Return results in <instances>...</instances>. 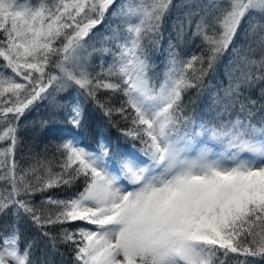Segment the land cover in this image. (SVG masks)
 I'll list each match as a JSON object with an SVG mask.
<instances>
[{
    "label": "snow or ice",
    "instance_id": "6c2138e0",
    "mask_svg": "<svg viewBox=\"0 0 264 264\" xmlns=\"http://www.w3.org/2000/svg\"><path fill=\"white\" fill-rule=\"evenodd\" d=\"M173 10L183 23L157 85L146 44L158 45ZM101 25L108 34L96 47ZM185 36L199 39V54L176 51ZM226 54L225 87L217 65ZM210 74L219 87L210 92L212 111L197 121L185 114V95L202 93ZM69 90L75 96L57 101ZM81 97L127 122L122 134L143 147L84 145ZM43 101L66 107L70 127L56 145L59 170L46 167L41 177L16 152L20 118ZM77 182L76 193L43 196L40 208L32 202ZM21 216L53 249L72 248L74 264L264 260V0H0V264H39Z\"/></svg>",
    "mask_w": 264,
    "mask_h": 264
},
{
    "label": "trees",
    "instance_id": "16d2710c",
    "mask_svg": "<svg viewBox=\"0 0 264 264\" xmlns=\"http://www.w3.org/2000/svg\"><path fill=\"white\" fill-rule=\"evenodd\" d=\"M33 2H35V0H33ZM175 2L179 3V0H175ZM107 23L106 20L105 25ZM116 23H118V21H114L112 26L115 27ZM181 23H183L182 13L173 10L166 18L161 29L162 36L158 37V45L153 46L151 44H146L149 63L151 65L148 74L157 85L163 79L165 61L168 57L169 41L171 40L173 44L178 43L177 31ZM105 25L99 27L98 34L93 41L96 47H100L102 37L108 34ZM93 31L95 32L97 30L94 29ZM198 45H200L199 39L190 40L188 36H185L184 43L179 44L176 51H178L182 57L186 54H199L200 48ZM108 46L111 47V45ZM100 59L101 54L94 52L91 57V62L93 64H99ZM103 59L106 63L110 61L111 53L104 54ZM226 63L227 54L217 65V75L219 80L224 82L225 87L227 86L224 67ZM209 83L212 85L211 89L207 87ZM218 87L217 79L210 74L209 77L205 78V90L202 93L198 95L196 90H190L185 95L184 99L186 105L185 114L197 121L202 117L206 118L212 111L210 92L217 90ZM258 95V89L252 92L253 99H256ZM73 96H75L74 91L69 90L67 93H60L56 99L63 104L67 99ZM97 98L101 102H104L108 99V93L100 92ZM81 103L85 108L86 123L85 126L80 129L79 134L84 145L91 149H97L99 147L98 140L103 139L104 143L113 151L117 146L125 149H132L134 145L135 147L133 150L135 151L143 147L138 141H133L122 134L123 131L127 130L129 124L119 116L114 115L111 118L106 117L103 111L95 106L90 99L81 97ZM67 110L66 107L57 109L48 101H43L32 108L31 111H26L24 116L20 118L19 136L21 143L16 152V159L21 167L27 168L34 165L37 168L36 175L41 177L46 175V167L51 166L53 172L59 170L55 165L62 159V154L57 151L56 145L59 143V137L62 131L70 127L65 119ZM204 111L206 112L204 113ZM259 115L260 114L257 113V118ZM48 161H53V164L48 165ZM81 187V183L77 182L71 189L61 187L51 189L49 192L43 194L37 193L32 197V202L37 208H40L43 196L55 195L64 198L80 191ZM13 221H17V218L11 217L8 222L11 223ZM18 224L23 238L33 242V252L39 264H74L72 248L58 243L56 248L53 249L49 243L48 237L41 235L42 230L33 225L26 217L21 216L18 219ZM76 224L83 226L82 222L79 221L76 222ZM59 227V225L49 226L44 228L43 231L55 233ZM63 227L72 229L75 225L65 224ZM250 259L254 260L256 264H264V260L259 258ZM230 264H235V262L232 261Z\"/></svg>",
    "mask_w": 264,
    "mask_h": 264
},
{
    "label": "rangeland",
    "instance_id": "374dc122",
    "mask_svg": "<svg viewBox=\"0 0 264 264\" xmlns=\"http://www.w3.org/2000/svg\"><path fill=\"white\" fill-rule=\"evenodd\" d=\"M206 111H204V113H205Z\"/></svg>",
    "mask_w": 264,
    "mask_h": 264
}]
</instances>
